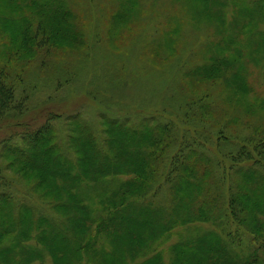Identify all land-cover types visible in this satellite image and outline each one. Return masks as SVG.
<instances>
[{
  "label": "rangeland",
  "instance_id": "374dc122",
  "mask_svg": "<svg viewBox=\"0 0 264 264\" xmlns=\"http://www.w3.org/2000/svg\"><path fill=\"white\" fill-rule=\"evenodd\" d=\"M65 1L75 19H48L52 38L26 51L18 43L29 10L0 0V67H7L15 99L23 105L21 115L0 123V182L12 203L36 217L54 219L59 214L52 208L53 196L37 184L40 173L26 174L8 155L9 147L27 146L21 139L25 132L47 124L51 143L73 156V117L106 148L104 118L135 130L159 127L168 131L170 142L157 177L150 178L138 202L154 208L170 205L168 159L189 163L193 157L211 166L210 197H221L225 209L213 219L171 228L147 244L136 240L141 254L131 264H173L188 250L182 237L201 232L226 240L239 255L256 251L264 258L256 228L237 213L226 214L231 193L243 187L244 170L253 167L264 178L256 163L259 152L253 148L257 144L264 150V0H216L212 14L202 11V0ZM257 10L250 18L248 13ZM71 22L78 37L68 34ZM252 27L261 32L254 59L245 50L242 58L229 54V48L222 50L237 37L248 39ZM229 56L236 58L228 80L222 81L211 65ZM27 244L35 247L36 240L31 237ZM43 262L53 264L52 255L45 252ZM66 262L58 259L55 264Z\"/></svg>",
  "mask_w": 264,
  "mask_h": 264
},
{
  "label": "trees",
  "instance_id": "16d2710c",
  "mask_svg": "<svg viewBox=\"0 0 264 264\" xmlns=\"http://www.w3.org/2000/svg\"><path fill=\"white\" fill-rule=\"evenodd\" d=\"M9 1L29 10L30 16L26 17L18 43L26 51L34 44L45 45L52 38L48 19L56 18L59 23L69 16L75 19L65 0ZM216 2L202 0V11L216 13L211 6ZM257 13L258 10L251 11L248 15L254 18ZM221 16L220 13L218 18ZM73 25L71 22L68 34L78 37L73 28L76 24ZM258 33L261 35L252 27L248 39L237 37L230 40L232 43L226 42L222 50L229 48L226 50L229 54L236 52V57L240 58L245 50L254 59V52L259 48ZM15 52L18 53L17 49ZM236 57L226 58L228 67L224 69L221 68L223 57L215 60L216 64L211 67L217 70V79L228 80ZM6 68L0 67V123L23 113V105L15 99L14 85ZM200 73L203 72L196 74ZM103 121L109 135L107 148L76 117L72 118L75 135L70 136L73 156L64 154L51 143L47 124L23 134L21 139L26 147L7 148L8 155L13 157L12 163H17L26 174L40 173L37 184L53 196L52 208L59 214L54 219L36 217L27 209L18 208L0 182V187L3 186L0 191V264H32L35 260L45 264V252L52 255L53 264L58 259H66L64 264H81L83 260L87 264H131L141 254L134 244L136 240L143 239L147 244L178 225L207 221L218 212L223 213V199L210 197L211 166L193 157L189 163L176 161L177 157L168 159L170 205L154 208L139 203L136 197L150 178L157 177L164 149L170 142L168 131L164 129L163 133L159 127L150 126L135 130L126 122L111 118ZM253 148L259 152L256 163L260 162L257 164L264 170V150H259L257 144ZM244 171L243 187L231 193L226 214L231 217L237 213L256 228L264 251V178L253 167ZM31 237L36 240L35 247L27 244ZM182 239L188 250L180 252L179 261L173 264H264L263 256L255 254L256 251L239 255L226 240L212 232L190 234ZM5 254L7 259H4ZM149 262L151 260H143L137 264Z\"/></svg>",
  "mask_w": 264,
  "mask_h": 264
}]
</instances>
